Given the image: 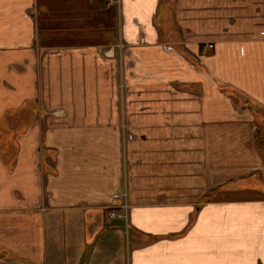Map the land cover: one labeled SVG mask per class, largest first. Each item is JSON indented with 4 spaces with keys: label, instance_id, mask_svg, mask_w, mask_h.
<instances>
[{
    "label": "crops",
    "instance_id": "crops-1",
    "mask_svg": "<svg viewBox=\"0 0 264 264\" xmlns=\"http://www.w3.org/2000/svg\"><path fill=\"white\" fill-rule=\"evenodd\" d=\"M0 264H264V0H0Z\"/></svg>",
    "mask_w": 264,
    "mask_h": 264
},
{
    "label": "built area",
    "instance_id": "built-area-1",
    "mask_svg": "<svg viewBox=\"0 0 264 264\" xmlns=\"http://www.w3.org/2000/svg\"><path fill=\"white\" fill-rule=\"evenodd\" d=\"M126 197H127L126 193L122 195V198H123V203L121 205L122 212H116L115 210L111 211L109 213V217L111 219H114V218H124V219H126L127 218L128 204H127V198Z\"/></svg>",
    "mask_w": 264,
    "mask_h": 264
}]
</instances>
